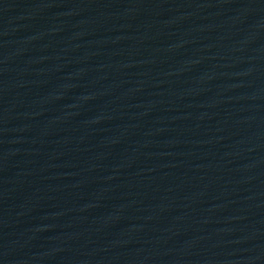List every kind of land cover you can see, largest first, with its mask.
Listing matches in <instances>:
<instances>
[{"label": "water", "instance_id": "1", "mask_svg": "<svg viewBox=\"0 0 264 264\" xmlns=\"http://www.w3.org/2000/svg\"><path fill=\"white\" fill-rule=\"evenodd\" d=\"M0 264H264V0H0Z\"/></svg>", "mask_w": 264, "mask_h": 264}]
</instances>
